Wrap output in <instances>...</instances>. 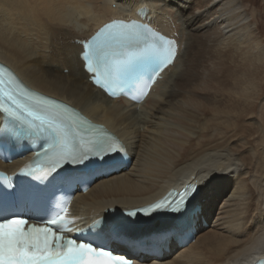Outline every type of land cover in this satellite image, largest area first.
I'll use <instances>...</instances> for the list:
<instances>
[{"label": "bare ground", "instance_id": "1", "mask_svg": "<svg viewBox=\"0 0 264 264\" xmlns=\"http://www.w3.org/2000/svg\"><path fill=\"white\" fill-rule=\"evenodd\" d=\"M131 17L148 19L177 43L174 64L140 104L108 97L79 59L78 41ZM0 62L102 125L131 157L73 197L75 224L196 182L194 241L178 245L169 237L159 257L133 264H254L264 257V0H0ZM26 160L0 168L13 172Z\"/></svg>", "mask_w": 264, "mask_h": 264}, {"label": "snow or ice", "instance_id": "2", "mask_svg": "<svg viewBox=\"0 0 264 264\" xmlns=\"http://www.w3.org/2000/svg\"><path fill=\"white\" fill-rule=\"evenodd\" d=\"M140 14H144L142 9ZM176 52L174 40L150 25L132 21L105 25L80 55L92 82L107 95L116 97L135 90L142 97L160 73L174 64ZM4 74L0 69V113L10 123L0 126V140H44V153H51L52 163L49 171L37 179H63L61 171L66 165H83L74 170L91 174L105 166L124 163L127 149L104 129L90 124L74 110L69 112L68 106L58 101L49 102L26 91L10 72L5 80ZM189 191L193 193L191 200L199 188L187 185L185 195ZM152 207L154 211L161 210L160 204ZM171 210L184 214L186 209ZM31 219L0 201V264H130L103 246L68 236L74 220L67 216L62 204L54 212L37 217L35 223ZM100 224L95 220L91 225L98 234L107 230L106 222L103 227Z\"/></svg>", "mask_w": 264, "mask_h": 264}, {"label": "rangeland", "instance_id": "3", "mask_svg": "<svg viewBox=\"0 0 264 264\" xmlns=\"http://www.w3.org/2000/svg\"><path fill=\"white\" fill-rule=\"evenodd\" d=\"M66 72V71H65ZM263 97H264V93H263ZM264 103V102H263ZM263 106H264V104H263ZM264 108V107H263ZM262 119H263V125H264V115H263V117H262Z\"/></svg>", "mask_w": 264, "mask_h": 264}]
</instances>
